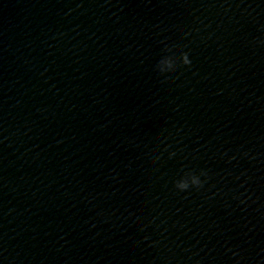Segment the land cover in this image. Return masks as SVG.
<instances>
[{"label":"clouds","instance_id":"1","mask_svg":"<svg viewBox=\"0 0 264 264\" xmlns=\"http://www.w3.org/2000/svg\"><path fill=\"white\" fill-rule=\"evenodd\" d=\"M227 11V9H225ZM205 27H208V25H205ZM187 35V33H185ZM211 38V34H209V37ZM254 47L256 45H262L264 46V39H258L253 40L250 42ZM165 52H172L171 47H166ZM186 66L188 68L192 67V60L190 59V54L188 52H181L179 57H176L173 55H164L162 58L158 61L156 68L160 75L164 76L165 81L171 79V76L167 75L169 73H173L177 70L178 67ZM176 153L172 152L170 153V156H175ZM224 155H227L224 153ZM244 156L248 157L249 159H255L254 156H249L248 152L243 153ZM159 159V157H154V160ZM236 159L235 156L229 157V162ZM201 177H205V180H202ZM208 178V172L205 170H201L199 174H196L192 171L184 172V174L177 180L174 181V188L179 192H187L190 189H196L200 190L203 188L204 184L207 182ZM239 179V177H237ZM243 195V194H241ZM235 199H239V196L234 197ZM250 198V197H249ZM241 204L246 203L245 200H240ZM231 251V249H229ZM233 256H239L238 252H233Z\"/></svg>","mask_w":264,"mask_h":264}]
</instances>
